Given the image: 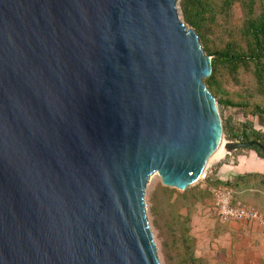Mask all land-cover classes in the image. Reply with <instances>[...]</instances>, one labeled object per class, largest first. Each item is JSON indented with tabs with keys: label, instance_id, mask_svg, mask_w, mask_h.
<instances>
[{
	"label": "water",
	"instance_id": "water-1",
	"mask_svg": "<svg viewBox=\"0 0 264 264\" xmlns=\"http://www.w3.org/2000/svg\"><path fill=\"white\" fill-rule=\"evenodd\" d=\"M177 1L0 0V264H161L150 175L185 190L224 141Z\"/></svg>",
	"mask_w": 264,
	"mask_h": 264
},
{
	"label": "rangeland",
	"instance_id": "rangeland-1",
	"mask_svg": "<svg viewBox=\"0 0 264 264\" xmlns=\"http://www.w3.org/2000/svg\"><path fill=\"white\" fill-rule=\"evenodd\" d=\"M241 2L233 0L227 13H218L209 23L207 37L212 47L223 48L228 43L244 46L240 33L244 20ZM179 3L180 0L177 11L184 22ZM222 3L223 0H212L215 9ZM263 8L264 0H257L256 13ZM213 92L216 102L218 99L224 102L222 105L217 102L222 127L226 124L231 131L239 132L247 125L264 134V117L253 112L256 105L264 108V82L257 81L252 63L237 69L220 63ZM226 101L240 106L227 105ZM223 139L238 141L228 139L225 130ZM224 141L205 167L207 177L217 173L218 180L200 178L180 190L162 184L158 173L150 175L143 198L161 264H264V223H222L211 204L214 189L230 188L238 200L255 207L264 221V179L258 176L248 180L247 183H253L252 187L239 191L234 186L236 178H221L227 175L219 173L220 166L230 164L231 160L235 163L239 154L249 151L241 148L225 154ZM226 183L232 186L227 187Z\"/></svg>",
	"mask_w": 264,
	"mask_h": 264
},
{
	"label": "trees",
	"instance_id": "trees-1",
	"mask_svg": "<svg viewBox=\"0 0 264 264\" xmlns=\"http://www.w3.org/2000/svg\"><path fill=\"white\" fill-rule=\"evenodd\" d=\"M244 7V20L241 27V35L244 39V46L238 43H228L223 48L212 47L207 37V29L209 23L215 19L218 13H227L230 9L233 0H223L222 5L215 9L212 0H180L181 13L185 24L193 29L198 35L201 47L207 56L211 57L212 73L204 81L209 91L213 92L215 74L217 66L220 63H225L233 69L240 66H246L249 63L253 64L255 77L258 82H264V8L256 13L255 4L257 0H241ZM219 104H224L222 100H217ZM225 104L234 107L240 106L238 103L226 101ZM256 115L264 117V108L256 105L253 108ZM226 137L230 140H238L240 142H251V145L244 148L253 150L256 154L264 159V134L254 129L251 126H243L239 132H233L228 129L226 124H223ZM259 143L260 145L256 144ZM252 175L240 176L236 178L234 186H239L245 179H250ZM218 180L216 174L207 177V181ZM245 183V182H244ZM225 186L231 187V183H226Z\"/></svg>",
	"mask_w": 264,
	"mask_h": 264
},
{
	"label": "built area",
	"instance_id": "built-area-1",
	"mask_svg": "<svg viewBox=\"0 0 264 264\" xmlns=\"http://www.w3.org/2000/svg\"><path fill=\"white\" fill-rule=\"evenodd\" d=\"M206 177V172H204L200 178L205 179ZM211 195V204L220 222L258 225L264 223L261 213L255 207L238 200L232 189H214Z\"/></svg>",
	"mask_w": 264,
	"mask_h": 264
},
{
	"label": "crops",
	"instance_id": "crops-1",
	"mask_svg": "<svg viewBox=\"0 0 264 264\" xmlns=\"http://www.w3.org/2000/svg\"><path fill=\"white\" fill-rule=\"evenodd\" d=\"M218 171L227 175L221 178H229V180L240 176L252 175L253 177H250V179H245L242 183H239L238 189L243 191L252 187L253 183H247L248 180H254L258 176L264 179V159L260 158L255 151L249 150L239 154L235 158V163L231 160L230 164L220 166Z\"/></svg>",
	"mask_w": 264,
	"mask_h": 264
},
{
	"label": "bare ground",
	"instance_id": "bare-ground-1",
	"mask_svg": "<svg viewBox=\"0 0 264 264\" xmlns=\"http://www.w3.org/2000/svg\"><path fill=\"white\" fill-rule=\"evenodd\" d=\"M220 146V145H219ZM219 148V147H218ZM225 150V149H224ZM212 156V155H211ZM211 158V157H210ZM207 165V164H206ZM206 167V166H205Z\"/></svg>",
	"mask_w": 264,
	"mask_h": 264
}]
</instances>
